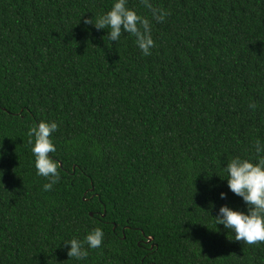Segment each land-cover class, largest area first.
Wrapping results in <instances>:
<instances>
[{
  "label": "trees",
  "instance_id": "obj_1",
  "mask_svg": "<svg viewBox=\"0 0 264 264\" xmlns=\"http://www.w3.org/2000/svg\"><path fill=\"white\" fill-rule=\"evenodd\" d=\"M152 3L167 16L145 56L85 23L113 0H0V264H264L214 218L247 211L223 169L264 143V0ZM41 121L59 126L50 191ZM96 228L102 246L70 259Z\"/></svg>",
  "mask_w": 264,
  "mask_h": 264
},
{
  "label": "clouds",
  "instance_id": "obj_2",
  "mask_svg": "<svg viewBox=\"0 0 264 264\" xmlns=\"http://www.w3.org/2000/svg\"><path fill=\"white\" fill-rule=\"evenodd\" d=\"M129 0H113L112 7L98 17L85 20L86 24L96 29H107L109 42H118L124 33L134 37L135 44L143 55L151 54L155 47L152 36V22L163 23L167 12L157 8L152 0H140L144 8L151 13V19L140 16L128 6ZM255 109V104H250ZM56 122L41 121L28 131L31 153L35 158V169L38 176L48 180L43 185L45 191L52 190L59 182L60 175L57 162L49 154L56 153V146L51 136L58 130ZM256 160L241 157L232 158L224 167L228 189L236 196L242 198L247 211L234 210L228 205L219 208L214 217L216 225L231 232L235 240L252 246L264 243V143L257 141L254 145ZM221 199L227 198V193H220ZM104 242V232L100 228L90 231L84 241L71 239L67 255L77 261L85 260L89 249H99ZM86 245V247H85Z\"/></svg>",
  "mask_w": 264,
  "mask_h": 264
},
{
  "label": "water",
  "instance_id": "obj_3",
  "mask_svg": "<svg viewBox=\"0 0 264 264\" xmlns=\"http://www.w3.org/2000/svg\"><path fill=\"white\" fill-rule=\"evenodd\" d=\"M90 214H92V213H90ZM150 240H152V237H149V238L147 239V241H150Z\"/></svg>",
  "mask_w": 264,
  "mask_h": 264
}]
</instances>
